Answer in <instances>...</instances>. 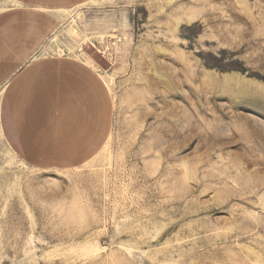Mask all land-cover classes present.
Here are the masks:
<instances>
[{
  "label": "rangeland",
  "instance_id": "obj_1",
  "mask_svg": "<svg viewBox=\"0 0 264 264\" xmlns=\"http://www.w3.org/2000/svg\"><path fill=\"white\" fill-rule=\"evenodd\" d=\"M41 51L94 62L110 133L39 167L0 122V264H264V0H90Z\"/></svg>",
  "mask_w": 264,
  "mask_h": 264
},
{
  "label": "crops",
  "instance_id": "obj_2",
  "mask_svg": "<svg viewBox=\"0 0 264 264\" xmlns=\"http://www.w3.org/2000/svg\"><path fill=\"white\" fill-rule=\"evenodd\" d=\"M0 11V122L10 148L39 167H74L106 143L109 87L90 61L41 51L60 12L90 0H9Z\"/></svg>",
  "mask_w": 264,
  "mask_h": 264
},
{
  "label": "bare ground",
  "instance_id": "obj_3",
  "mask_svg": "<svg viewBox=\"0 0 264 264\" xmlns=\"http://www.w3.org/2000/svg\"><path fill=\"white\" fill-rule=\"evenodd\" d=\"M182 19V18H181ZM187 20V19H186ZM178 21V20H177ZM180 21V20H179ZM177 23V22H176ZM179 54V58L177 59V65H178V72H177V79H176V81H175V79H174V81L173 82H176L177 83V87L179 88V89H182V87H183V85H184V78L183 77H185L184 76V73H185V69H186V64H187V62H186V60L184 59V55L182 54V52L181 53H178ZM161 55V54H160ZM166 56H168V55H166ZM161 57H163V58H165L164 56H161ZM171 57V56H170ZM175 58V57H174ZM170 59V58H169ZM166 62V61H165ZM92 63H94V62H92ZM175 63V62H174ZM176 73V72H175ZM171 76V75H170ZM205 78H207L208 79V81L209 82H214V81H216L217 80V78L215 79V77L213 76V75H211V74H209V73H205ZM172 77V76H171ZM174 77H176L175 75H174ZM233 78H231V77H227V78H224V80H225V82L227 83V84H229L230 82H231V80H232ZM166 82V81H165ZM168 82V81H167ZM238 83V85H239V87L241 86V88H246V86H247V88L249 87L247 84H243V83H241V82H237ZM168 84V83H167ZM176 88V87H175ZM181 91V90H180ZM179 93V92H178ZM180 96L182 97L183 96V93H180ZM260 138H262V139H264V135L262 136V135H260ZM255 162L257 163V164H263L264 163V157H263V159H257V160H255ZM254 162V163H255ZM253 181H255V180H252L250 183H252ZM251 186H252V184H251ZM261 201H262V204H264V198H262L261 199Z\"/></svg>",
  "mask_w": 264,
  "mask_h": 264
}]
</instances>
